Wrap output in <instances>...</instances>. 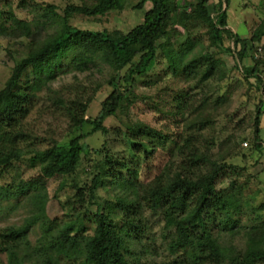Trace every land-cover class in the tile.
<instances>
[{
    "label": "trees",
    "instance_id": "1",
    "mask_svg": "<svg viewBox=\"0 0 264 264\" xmlns=\"http://www.w3.org/2000/svg\"><path fill=\"white\" fill-rule=\"evenodd\" d=\"M148 1L151 7L145 11L143 22L126 33L80 29L70 23L73 14L91 17L122 10L125 0L67 4L62 15L55 11L53 4H47L43 19L31 21L0 11V36L26 38L31 44L27 55L13 66L0 87V176L11 177L10 183H0V215L15 211L23 201L31 207L30 214L20 224L15 222L0 228V264H60L62 256L81 258V264H145L138 250L132 248L146 229L140 216L144 208L163 213L166 225L175 229L169 250L187 251L192 258L190 264H264V217L252 219L248 229L242 227L244 247L222 239V230H228L231 237L240 234L242 206L264 210V202L252 207L242 198L241 188L229 179L231 166L225 159L234 153L237 139L218 136L214 116L206 115L204 109L212 98L202 89L200 98L184 90L173 97L174 107L168 115L175 123L183 120V129L177 134L168 135L141 121L124 123L122 128H117L127 139L134 159L114 158L104 140L99 148H94L101 158L90 160L85 172L89 181L83 185L71 183L73 193L65 203L59 202L62 222L49 218L47 181L78 174L81 157L88 148L84 142L86 135L71 138L68 147L54 142L40 149L35 147L37 138L26 133L21 121L28 114L33 98L44 88L49 90L48 83L62 68V59L67 54L75 53L71 62L80 71L87 70L97 58L111 71H119L116 85L114 77H110L112 89L101 102L97 119L85 118L92 97L85 96L84 85H68L74 91L73 96H62L55 90L54 98L48 97L53 105L64 110L69 127L80 128L87 123L92 125L91 133L100 131L106 135L103 121L128 108L135 79L149 71L158 50L167 58L166 67L175 77L183 76L189 82L198 76L196 83L204 85L222 65L209 53L210 47L223 45L224 39L230 40L232 48L226 50L233 53L237 66H241L264 36V19L249 37H242L227 27L229 0L215 1L214 4L221 5L215 7V13L208 7L214 0L182 4L179 0H142L136 7ZM193 20L207 27L209 43L204 53L194 52L199 40L190 37L187 31V22ZM48 24H54L55 30L48 32ZM174 25L184 29L183 40L176 37L183 36ZM172 37L176 43H171ZM126 51H131V57L129 65L123 68L120 58ZM257 65L242 70V75L245 79L255 78L264 96V75ZM26 75L33 77L22 80ZM212 100L220 105L225 98L216 96ZM263 115L264 99L261 98L253 117L254 135L249 139V145L260 152L264 151V141L259 135ZM159 149L167 150L166 161L151 181L141 182L137 160H141L140 156L143 161L151 160V155ZM26 155H31L29 167L37 166V173L26 178L20 177L17 170L11 174L10 168ZM58 188L62 189V185ZM99 188L107 189L103 202L97 199ZM37 223L41 225L40 235L31 244L30 228Z\"/></svg>",
    "mask_w": 264,
    "mask_h": 264
},
{
    "label": "rangeland",
    "instance_id": "2",
    "mask_svg": "<svg viewBox=\"0 0 264 264\" xmlns=\"http://www.w3.org/2000/svg\"><path fill=\"white\" fill-rule=\"evenodd\" d=\"M96 0H0V11L12 12L17 18L31 21L33 18L43 19L41 16L45 13L44 8L47 4H53L55 11L62 15L63 9L67 4L75 5H91ZM142 0H125L122 10L110 11L99 16H83L73 14L70 23L80 29L88 30H108L126 33L134 26L143 22V16L146 10L151 7V3L145 2L140 8L136 7ZM181 4L192 0H179ZM215 1L208 3L211 13H215V7L220 4H214ZM221 6V5H220ZM222 7L226 8V4L222 2ZM189 10V9H188ZM264 19V0H229L227 8V27L242 37H249L252 30ZM188 33L190 37L199 40L194 50L195 53H204L207 50L209 39L207 27L200 21H188ZM176 30L180 31L179 40L184 39V29L180 25H174ZM54 24L47 25V31H54ZM176 38H171V43H176ZM31 44L28 39H11L0 36V87L11 74L13 66L18 63L27 52ZM264 36L261 42L250 51L251 56L245 58L241 66H237V58L232 52L226 50L227 47L232 48V42L225 40L223 45L210 47L209 53L218 58L222 65L217 67L213 73V77L204 83L198 80H190L186 82L183 76L175 77L166 67L167 58L164 54L157 51V59L142 77L135 79L133 84V96L131 104L124 111L118 112L117 116H109L103 121V125L107 128V134L103 135L100 131L91 133L90 124H83L80 128L69 127V119L65 115L64 110L51 103L49 96L54 98V91L61 92L62 96H73L74 91L68 85H84L85 96L89 94L92 97L89 107L86 111L85 118L97 119L101 109V102L111 91L112 85L109 84L110 77H114V85L117 84L119 71L113 72L111 69L100 61L98 58L94 64H89L88 69L84 71L77 70L71 62L75 53L67 54L62 59L61 69L55 74L48 85L49 90L44 88L38 93L31 103L28 114L22 119L21 124L27 134L35 136V147L43 149L48 145L57 142L58 145L68 147L71 138L79 135H86L84 142L88 145L87 152L83 154L80 161L78 174L71 176H58L50 178L46 184V192L49 197L48 215L49 218L55 219L59 223L62 222L63 212L60 208L73 193V182L83 185L89 181L85 172L88 169L90 160L100 159L101 156L94 151L99 148L104 140H107L109 153L114 158L131 156L130 145L117 128H122L124 123L141 121L150 127L161 130L166 134H177L183 129V121L175 123L168 115V111L173 109V97L180 91H188L194 98H200L202 91H208L210 98L215 99L216 96L225 98L220 105L214 103L211 99L204 106L205 114L214 116V130L220 138L234 136L236 140V148L234 145V153L225 159L227 165H230L229 179H232L237 186L241 188L242 198L248 201L252 207H257L264 202V151L254 150L249 145V139L254 135L252 126L253 117L255 115L256 104L264 96L257 87L258 82L255 78H246L242 75V70H249L251 66L258 64L259 70L264 75ZM78 53V51H76ZM131 57V51H126L120 58L126 68ZM137 58L135 56L133 60ZM223 75H221L222 73ZM28 73L32 74L29 70ZM120 73H123L122 71ZM33 75H26L22 80ZM196 83V85H195ZM202 89V91H201ZM186 117V116H185ZM179 117L176 118V121ZM124 129V128H123ZM29 134V135H30ZM260 138L264 141V115L260 120ZM246 138V141L244 139ZM243 139V140H242ZM21 142V141H20ZM246 143V144H244ZM215 150V149H214ZM167 150L159 149L151 155V160L143 161V156L136 163L138 168L139 179L146 183L151 181L159 172L167 158ZM263 153V154H261ZM236 154V155H235ZM23 156L22 159L10 168L11 174L18 171L20 177L26 178L37 173L38 167H29V157ZM10 175H1L0 183H10ZM62 185V189L58 188ZM229 188V185H226ZM111 194V192H109ZM99 202H103L107 198V189L99 188ZM56 196V198H55ZM13 203H15L13 201ZM93 209L94 206H91ZM31 207L28 202H21L15 211L8 214L0 215V228L11 223L20 224L22 220L30 214ZM255 210V211H254ZM257 210V211H256ZM141 221L145 224L146 229L138 238V242L133 246L141 254V260L145 264H190L191 257L187 251H179L172 253L169 250V244L175 239V229L167 226L163 213L160 211H151L146 208L140 212ZM264 217V210L251 209L248 206H242L239 216L238 226L241 227L240 234L234 237L229 236L228 230H222L221 235L225 242L233 243L239 248L244 247L245 237L243 229L250 228L252 219L255 217ZM40 224L30 228L29 241L31 244L36 242L40 235ZM89 232L91 229L89 227ZM214 232L217 227L214 226ZM81 258H65L62 256L60 264H81ZM28 264V263H27Z\"/></svg>",
    "mask_w": 264,
    "mask_h": 264
},
{
    "label": "built area",
    "instance_id": "3",
    "mask_svg": "<svg viewBox=\"0 0 264 264\" xmlns=\"http://www.w3.org/2000/svg\"><path fill=\"white\" fill-rule=\"evenodd\" d=\"M244 144H246V143H244Z\"/></svg>",
    "mask_w": 264,
    "mask_h": 264
}]
</instances>
